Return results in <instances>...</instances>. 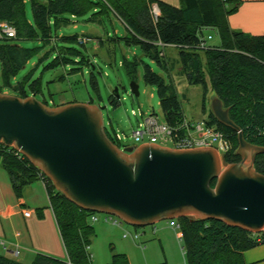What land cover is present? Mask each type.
<instances>
[{
  "label": "trees",
  "instance_id": "obj_1",
  "mask_svg": "<svg viewBox=\"0 0 264 264\" xmlns=\"http://www.w3.org/2000/svg\"><path fill=\"white\" fill-rule=\"evenodd\" d=\"M179 3V7H173L159 0H0V23H9L16 32L14 39L0 38V93L19 98L41 94L39 80L31 81L30 76L17 79L34 54L32 49L20 46V41L34 40L49 46L47 53H55L50 68L61 64L75 66L71 72L83 68L95 70L99 65L90 58L86 46L78 44L79 35L58 33L80 20L101 30L97 35H82L97 43L98 51L92 56L99 63L116 65V54L120 51L123 60L119 64L134 81L141 59L136 54L132 60L128 59L123 49L136 47L142 57L151 59L165 73L176 69L189 85L201 86L205 93L208 82L211 96L218 97L224 108H229V117L246 142L264 147V36L229 27L228 17L236 13L240 0H179ZM27 5L32 14L30 20L26 16ZM152 5L159 10L156 20L151 14ZM114 18L121 23L122 33L107 29L106 22L112 23ZM204 29L217 33L218 46L207 45ZM166 47L178 51L177 61L170 62L164 52ZM143 80L146 85L157 87L162 121L177 126L183 112L174 85L165 83L149 66L144 68ZM119 99L111 94L109 101L116 106ZM89 103L94 104L92 100ZM205 122L221 131L230 143V149L223 155L224 165L239 162L235 154L237 134L219 124L210 110ZM105 132L116 145L106 128ZM0 160L16 198H21L24 188L32 183L44 184L65 251V259L36 254L30 264H91L88 249L94 231L90 220L95 213L69 202L14 148L0 144ZM254 169L264 175V155L256 158ZM211 186L214 187V182ZM176 221L186 264H245L243 253L264 244V234H253L216 220L187 216ZM0 264L23 263L0 254ZM109 264L129 263L124 255H114Z\"/></svg>",
  "mask_w": 264,
  "mask_h": 264
},
{
  "label": "water",
  "instance_id": "obj_2",
  "mask_svg": "<svg viewBox=\"0 0 264 264\" xmlns=\"http://www.w3.org/2000/svg\"><path fill=\"white\" fill-rule=\"evenodd\" d=\"M130 90L139 96L134 81ZM113 94L120 98L118 88ZM93 103L50 107L34 95L0 93V144L23 155L86 212L114 216L133 227L191 216L264 233V175L254 169L264 147L246 142L218 97H210L211 114L237 134L240 161L229 165L214 148L142 144L119 149L105 132V107Z\"/></svg>",
  "mask_w": 264,
  "mask_h": 264
},
{
  "label": "rangeland",
  "instance_id": "obj_3",
  "mask_svg": "<svg viewBox=\"0 0 264 264\" xmlns=\"http://www.w3.org/2000/svg\"><path fill=\"white\" fill-rule=\"evenodd\" d=\"M26 16L29 20L32 17L28 5L26 6ZM152 16L154 17L153 14ZM154 18L156 20V17ZM74 25L75 27H73ZM74 25L62 28L58 32L59 35L77 34L79 37H84L82 33L97 35L101 32L99 28L92 24H84L80 20ZM106 27L111 32H114L115 29L122 33L124 30L121 23L115 18L112 20V23L107 21ZM203 36L207 41V45L218 46L220 43L219 37L213 29H204ZM18 44L34 51L32 58L25 68L18 73L17 79L21 80L26 76H30L31 81L39 80L41 94L36 95L37 100L46 101L50 107L71 102H90L91 100L100 106H104V127L111 136L113 135V131H117L122 135L123 139L119 144L122 150L127 147H138L146 143L135 142L131 137V133L137 128L142 118L155 114L158 116V120L162 121L157 87L146 85L143 80L145 66H149L154 73L162 77L165 83H172L174 85L180 100L182 112L186 118L191 121H198L205 120L208 117L211 97L208 82V91L205 93L201 86L189 85L176 69L170 74L165 73L151 59L142 57V54L136 47H133L131 50L123 49V51L130 60H132L133 54H136L137 58L141 59L134 80L138 85V97L132 94L130 90L132 80L127 75L125 68L119 64L123 60L120 51H117L116 54V65L110 67L101 64L98 62L96 56H92V53L98 51L97 43L88 40L85 44L87 51L91 53L90 58L95 59L99 66L95 70L83 68L81 71L71 72V68L75 67L73 65L60 64L53 68L49 67L55 54L47 53L51 49L49 46L44 47L41 42L34 40L20 41ZM58 46L60 47L61 44ZM164 52L170 59V62L178 60V51L176 49L166 47ZM98 69L101 71V74L98 73ZM91 72H94V76L91 75ZM92 82L96 86H93ZM96 87L99 94L96 91ZM115 88H118L120 96L119 103L116 106L112 105L109 101L110 95ZM133 111L136 116L132 115ZM140 114H142V118H140ZM28 188V191H25L27 197L32 196L38 191L36 195L40 197L43 205L49 206L48 196L45 193L46 191H44L41 181L32 183ZM94 215L97 221L90 220L94 236L88 249L91 256V264H109L114 255H124L129 264H186L183 243L180 240V231L173 228V225L177 224L176 219L159 221L145 227H133L123 223L120 219H118L119 223L121 222L120 226L105 222V214L102 213H95ZM126 233L131 235L137 233L139 238L124 237ZM258 234L264 233L260 232ZM260 247H264V244H259L253 250ZM23 253L24 255L11 256V259L23 264H30L35 255L41 252L33 250L32 252ZM0 254L6 255V251L1 246ZM254 263L263 264L264 260ZM245 264H249V262Z\"/></svg>",
  "mask_w": 264,
  "mask_h": 264
},
{
  "label": "crops",
  "instance_id": "obj_4",
  "mask_svg": "<svg viewBox=\"0 0 264 264\" xmlns=\"http://www.w3.org/2000/svg\"><path fill=\"white\" fill-rule=\"evenodd\" d=\"M159 1L173 7L180 5L179 0ZM240 1L236 13L228 17L229 27L253 36H264V0ZM41 184L46 191L44 184ZM28 187L24 188L21 198H16L0 160V243L7 246L5 257L11 259V252L17 249L18 256L35 250L44 255L65 259V251L51 209L43 205L40 197L36 195L38 191L27 197L25 191H28ZM26 211L30 212L29 217H24ZM248 251L243 253L245 263L255 264L254 262L264 260V247Z\"/></svg>",
  "mask_w": 264,
  "mask_h": 264
},
{
  "label": "built area",
  "instance_id": "obj_5",
  "mask_svg": "<svg viewBox=\"0 0 264 264\" xmlns=\"http://www.w3.org/2000/svg\"><path fill=\"white\" fill-rule=\"evenodd\" d=\"M151 12L157 19L159 10L156 5H152ZM15 35L16 32L12 25L7 22L0 23V38L6 37L14 39ZM77 42L79 45H85L88 42V39L85 37H78ZM132 115L136 116L134 111L132 112ZM140 118H142V114H140ZM112 136L117 143V147L121 149L119 144L123 139L122 135L119 132L114 131ZM131 137L135 142L157 144L174 150L214 148L221 158L223 157L222 155L230 149V143L221 131L207 125L205 120L191 121L186 118L184 114L177 126H169L164 121H159L157 115L151 114L150 116L141 119L137 128L131 133ZM29 216L30 212H24V217ZM91 220L97 221L95 215L91 217ZM104 220L105 222H110L116 226H120L121 224V222L119 223L118 218L114 216L105 215ZM173 228L179 229V225H173ZM125 236H130L134 239L139 238L137 233H134L133 235L126 233L124 234V237ZM0 245L4 250L6 249L3 242H1ZM11 254L12 256L19 255L17 250L11 252Z\"/></svg>",
  "mask_w": 264,
  "mask_h": 264
}]
</instances>
